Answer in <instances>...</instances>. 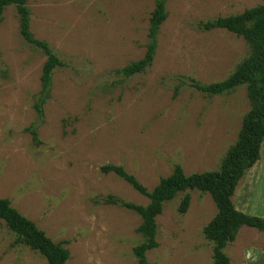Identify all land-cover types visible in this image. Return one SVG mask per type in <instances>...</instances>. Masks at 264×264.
<instances>
[{
	"label": "rangeland",
	"instance_id": "obj_1",
	"mask_svg": "<svg viewBox=\"0 0 264 264\" xmlns=\"http://www.w3.org/2000/svg\"><path fill=\"white\" fill-rule=\"evenodd\" d=\"M158 2L166 19L157 30L153 60L144 72L124 77L122 69L145 55L149 20ZM263 3L26 0L32 37L46 43L62 63L52 75L41 120L34 102L46 58L21 39L15 7L4 8L0 199H7L52 242L64 243L67 264H137L133 249L143 242L137 232L140 217L101 200L115 196L145 207L148 199L100 168L122 167L149 192L176 165L186 176L218 170L252 108L248 92L241 85L208 96L189 82L224 81L250 57L251 49L234 34L202 31L198 24ZM263 162L250 173L264 172ZM244 191L237 187L234 206L245 201ZM186 195L189 206L180 213ZM215 214L206 193L176 195L155 218L157 248L145 253V264H213L212 245L202 230ZM262 238L243 228L224 250L229 264H244L243 248ZM14 240L0 221V264H47Z\"/></svg>",
	"mask_w": 264,
	"mask_h": 264
},
{
	"label": "trees",
	"instance_id": "obj_2",
	"mask_svg": "<svg viewBox=\"0 0 264 264\" xmlns=\"http://www.w3.org/2000/svg\"><path fill=\"white\" fill-rule=\"evenodd\" d=\"M10 5L16 10L21 39L39 50L46 58L40 77V90L34 102L37 119L41 120L42 107L49 98L52 75L62 63L46 43L32 37L26 0H0V18L4 8ZM165 19L163 4L158 2L149 20V42L145 55L140 61L122 69L121 74L124 77L140 74L151 64L157 30ZM198 28L202 31L224 30L242 38L249 45L251 55L224 81L210 85L190 81L189 86L204 95L216 96L245 85L252 108L244 116L237 139L227 151L217 171L186 176L182 168L176 165L171 174L159 179L158 184L149 192L122 167L108 165L100 168L102 174L115 175L148 199L145 207L126 203L115 196H107L101 200L105 205L133 211L140 217L141 223L137 232L143 242L133 249L137 264H145V253L157 248L155 218L161 214L163 205L186 191L206 193L215 205V216L202 230L204 238L212 245L213 264H229L224 250L235 241L241 228H250L264 235V219L245 215L237 211L233 204L235 191L246 173L259 160L260 146L264 142V3L235 16L201 22ZM34 133L31 131L33 140L37 143ZM188 204L189 196L186 195L181 200L178 211L185 213ZM0 221L14 235L16 245L25 246L38 253L47 264H67L69 253L64 248V243H54L48 239L34 223L12 208L7 199H0Z\"/></svg>",
	"mask_w": 264,
	"mask_h": 264
},
{
	"label": "crops",
	"instance_id": "obj_3",
	"mask_svg": "<svg viewBox=\"0 0 264 264\" xmlns=\"http://www.w3.org/2000/svg\"><path fill=\"white\" fill-rule=\"evenodd\" d=\"M263 151L264 142L260 146V158L255 165L264 161ZM255 165L251 169H253ZM250 170L244 176L243 181L238 185L243 186V189L245 190L244 193L246 199L245 201H243V203L239 204L238 206H235V209L245 215L264 219V172L252 174L250 173ZM243 228L253 230L246 227ZM243 228H241L240 231ZM262 237L263 238L261 240H256V244L248 245L243 248L242 256L244 264H264L263 234Z\"/></svg>",
	"mask_w": 264,
	"mask_h": 264
}]
</instances>
